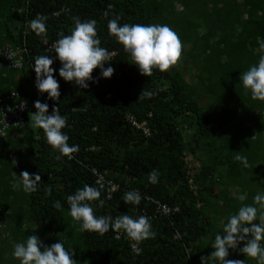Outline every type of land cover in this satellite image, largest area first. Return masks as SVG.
I'll list each match as a JSON object with an SVG mask.
<instances>
[{
	"label": "trees",
	"instance_id": "obj_1",
	"mask_svg": "<svg viewBox=\"0 0 264 264\" xmlns=\"http://www.w3.org/2000/svg\"><path fill=\"white\" fill-rule=\"evenodd\" d=\"M37 16L47 18V44L24 26ZM115 16L121 25H168L182 41L178 63L167 72L141 75L108 35V20ZM74 17L97 22L101 46L112 54L105 68L115 71L104 79L94 69L93 81L81 89L59 77L58 60L52 65L61 95L48 103L66 118L62 131L68 143L79 146L73 159L55 158L59 153L47 145L42 130L29 126L28 113L21 136L8 133L0 141V226L10 232V237L0 236V264H18L13 247L30 235L42 242L49 235L52 241L51 229L73 249L76 264H200L201 256L213 251L227 217L264 191V102L252 100L239 81L261 55L257 41L264 38V0H0L1 43L27 48L20 70L0 67V94L15 89L36 112L37 100L25 88L35 84L34 59L55 56L47 45L60 32L70 34ZM143 91L151 97L140 98ZM181 117L190 118L188 127L194 128L190 144ZM131 120L145 121L148 134ZM187 149L196 169L187 166ZM237 154L248 158L249 167L235 160ZM93 170L107 172L106 178L119 186L110 198L101 189L104 203L93 202L97 216L150 218L155 238L139 244V254L114 238V231L101 236L81 232L73 223L66 199L85 185L97 187ZM152 170L159 173L155 185L148 182ZM25 171L41 176L37 192L13 188L14 173ZM133 190L142 196L139 206L123 201ZM55 201L62 211L53 207ZM152 201L178 210L157 213ZM227 259L255 264L239 248L229 250Z\"/></svg>",
	"mask_w": 264,
	"mask_h": 264
},
{
	"label": "clouds",
	"instance_id": "obj_2",
	"mask_svg": "<svg viewBox=\"0 0 264 264\" xmlns=\"http://www.w3.org/2000/svg\"><path fill=\"white\" fill-rule=\"evenodd\" d=\"M46 19L44 16H37L28 25L27 22L23 25L36 36L44 39V43L47 44ZM107 29L108 35L122 46L123 51L128 54L131 64L136 66L143 76L150 77L153 70L167 72L181 58L182 41L179 35L166 24L125 23L121 25L120 17L115 16L108 20ZM58 37L51 47L47 45L55 54L54 57L52 55L35 57L32 65L36 76L35 84L25 87L37 100L34 103L36 112L29 111L31 110L30 102L22 98L15 89L0 95L16 92L18 99L28 104L29 110L25 115L30 114L29 126L37 132L42 130L47 145L50 146L53 153H59L55 157L57 160L63 157L71 160L74 158L73 154L79 152V146L68 143L69 136L62 131L67 127V120L60 114L58 108H51L48 103V100L58 101L61 95L60 85L54 76L56 69L52 65L58 60L61 65L58 72L59 77L65 82L74 83L81 89L88 88V82L93 81L94 69L99 68L101 70L100 78L104 79L111 78L115 70L111 66L105 68V65L110 64L112 54L101 46L95 20L82 21L79 17H74V26L70 30V34L65 35L60 32ZM257 42L261 53L259 60L240 74L239 81L245 94H249L252 100L264 102V38H258ZM94 82L98 83V80ZM151 95V92L143 91L140 98H150ZM50 111H52L51 114ZM129 118L127 117V121ZM138 123H145V121ZM24 125L25 122L8 133L11 137H19L21 136L19 130ZM146 128L149 131L147 126ZM7 137L8 134L2 140ZM235 160L242 167H249L248 158L245 155L237 154ZM13 178L15 181L13 188L25 194L37 192L41 185L39 174H30L25 171L20 175L14 173ZM148 182L152 185L159 182L158 171L152 170L148 174ZM45 191L47 195H51L50 188ZM100 197L101 188L90 185H85L77 189L74 194L69 195L66 203L73 223L79 226L81 232L98 233L101 236L109 231H114V238L127 244L132 254H139V244L155 238L150 218L147 216L134 218L127 214L115 219L111 216H97L93 202L99 201L102 205L104 201ZM239 199L243 202L245 197L240 196ZM141 200L142 196L136 190L128 191L123 196L125 204L139 206ZM152 202L157 204L156 212L163 215H169L178 210L177 207H167L163 203ZM53 207L63 210L60 201H55ZM163 207L168 209V212H165ZM119 233L126 236L131 242V246L122 236L117 237ZM241 244L243 247H239ZM138 247L139 252L135 253L134 251L138 250ZM211 248L213 251L209 256H201L200 264H244V261L227 259L229 250L238 248L239 252L247 259L255 260V264H264V191L258 192L253 197L251 204L242 203L234 214L227 217L226 222L222 224V232L215 236ZM74 255L73 249L66 248L63 241L59 240L51 246H46L36 235H30L25 241L16 243L12 251V258L18 261V264H76V260L72 258ZM194 264L198 263L194 262Z\"/></svg>",
	"mask_w": 264,
	"mask_h": 264
},
{
	"label": "built area",
	"instance_id": "obj_3",
	"mask_svg": "<svg viewBox=\"0 0 264 264\" xmlns=\"http://www.w3.org/2000/svg\"><path fill=\"white\" fill-rule=\"evenodd\" d=\"M48 47H51L48 46ZM27 53V48L24 43L13 44L11 42L1 43L0 36V67H6L8 69L20 70L23 67L24 54ZM29 110L28 104L24 101L18 99V94L16 92H10L8 95H0V141L2 138L6 137L8 132H10L16 126H22L25 122V113ZM52 111H50L51 114ZM132 121V120H131ZM136 129H140L144 135L148 134V129L145 123H138L132 121ZM95 175V184L98 188L107 189L106 197L110 198L111 194L119 190L117 183L112 182V180L106 178V172H98L96 170L92 171ZM99 181V183H98ZM115 189V190H112ZM165 212L168 209L163 207ZM122 236L130 244L131 242L119 233L117 237ZM132 248V247H131ZM133 250V249H132ZM134 251V250H133ZM139 252L138 250L134 251Z\"/></svg>",
	"mask_w": 264,
	"mask_h": 264
},
{
	"label": "rangeland",
	"instance_id": "obj_4",
	"mask_svg": "<svg viewBox=\"0 0 264 264\" xmlns=\"http://www.w3.org/2000/svg\"><path fill=\"white\" fill-rule=\"evenodd\" d=\"M183 118L184 117H181V119L179 118V120H180V122H182L181 123V127H182V132H183V135H184V137H185V139H186V141H187V144H190L191 142H190V140H189V137L191 136V134L193 133V131H194V128H192V127H188V121H190V118H187V120L185 121V120H183ZM187 155H189V159L187 160V166L189 167V168H191V169H196V165H195V163L194 162H192L191 161V158H190V154L188 153V149H187ZM34 232H36V230L34 231ZM49 232H50V230H49ZM51 235L53 234L54 236H52V241H49V239H48V237H49V235L48 236H44L43 237V243L46 245V246H51L52 244H53V241L55 240V241H58L59 242V235H60V233L59 232H57V229L56 230H52L51 229ZM9 234H10V232L9 231H7V230H4L3 229V227H1L0 226V236L2 237V238H5V237H7V236H9ZM35 234V233H34ZM43 235V234H42ZM41 235V236H42ZM10 237V236H9ZM62 241H63V237H62Z\"/></svg>",
	"mask_w": 264,
	"mask_h": 264
}]
</instances>
